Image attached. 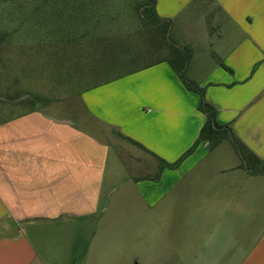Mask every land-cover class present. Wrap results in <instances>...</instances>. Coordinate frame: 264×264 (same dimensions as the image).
Instances as JSON below:
<instances>
[{"label": "crops", "instance_id": "0c3cea01", "mask_svg": "<svg viewBox=\"0 0 264 264\" xmlns=\"http://www.w3.org/2000/svg\"><path fill=\"white\" fill-rule=\"evenodd\" d=\"M155 10L170 20L179 42L184 30L201 32L204 41L205 20L217 25L213 31L219 39L213 44L220 42V52L206 59L202 74L193 65L188 71V59L183 73L201 78L185 79L203 89L216 122L229 125L247 159H263L264 0H156ZM147 65L86 89L81 110L50 103L49 111L33 107L0 119V264H61V256L70 255L80 241L75 227L91 219L99 223L115 203L121 206L123 192L144 208L220 144L233 146L228 139L212 145L202 140L176 167L162 165L178 161L192 147L206 117L198 109V93L185 87L168 61ZM126 138L140 146L132 143L137 149L132 163L120 165L116 145H130ZM236 167L247 176L258 174ZM122 170L135 178L129 180L132 187L115 191L114 175ZM46 239L53 245L63 241L55 254L51 246L34 243ZM263 241L264 234L240 264H264Z\"/></svg>", "mask_w": 264, "mask_h": 264}, {"label": "rangeland", "instance_id": "374dc122", "mask_svg": "<svg viewBox=\"0 0 264 264\" xmlns=\"http://www.w3.org/2000/svg\"><path fill=\"white\" fill-rule=\"evenodd\" d=\"M37 1L0 0V119L33 107L49 111L50 103L81 110L86 89L165 58L166 42L185 49L188 71L193 65L200 74L206 71V59L220 52L216 47L220 42L213 44L219 37L211 20H205L204 41L201 32L184 30L179 42L170 27L162 33L140 22L136 0H104L106 11L95 3L98 19L102 18L91 30L84 27L81 38L61 39V30L54 26L45 35L43 26L33 23L38 14L28 21L30 12L36 13ZM184 77L201 78L187 71ZM129 144L116 145L123 156L120 165H129L136 155L137 149ZM238 163L247 171L253 167L238 159L234 146L223 142L198 166L157 192L156 202L139 208L134 196L123 192L121 206L115 203L99 223L91 219L79 228L74 225L80 241L70 255L61 256V264H133V258L139 264H240L264 234V168L247 176ZM132 173L122 170L114 175L118 187L114 190L132 187ZM34 243L51 246L55 254L56 244L63 241Z\"/></svg>", "mask_w": 264, "mask_h": 264}, {"label": "trees", "instance_id": "16d2710c", "mask_svg": "<svg viewBox=\"0 0 264 264\" xmlns=\"http://www.w3.org/2000/svg\"><path fill=\"white\" fill-rule=\"evenodd\" d=\"M103 1L104 0H38L34 7L36 13H32L31 11L28 21L31 17L34 19V16L38 14L37 22L33 23L38 27L43 26L42 29L45 35H48L49 29L54 26L55 30H61V33H59L61 39L65 38L71 40L74 38H81L85 36V34L81 33V30L84 29V27L91 30L96 26L99 19L102 18L100 17L98 19L99 14H96L94 4L103 5ZM155 2L156 0H136V3H134L136 4V15L140 22L149 24L158 31L165 33V31L169 30L170 20L158 16L155 10ZM105 6L106 4L103 5L104 11L107 10L105 9ZM84 12H86L87 16L83 15ZM165 48L168 51L167 56L159 61H168L184 83L185 87L188 90L198 93L200 96L198 109L204 113L206 119L192 147L185 151L178 161L171 164L162 162V165L176 167L180 160L188 155L199 141L207 140L212 145L222 139H228L240 157L247 161L249 166H253L249 168L252 173L262 172L260 166L263 165L264 168V158L258 159L257 157H254V159H247L244 154V145L233 134L229 125H222L216 122V109L211 103L204 99L203 89L199 88L194 82L185 79L183 70L189 59L187 51L167 42L165 43ZM126 139L131 141V143L140 146L136 142L128 138Z\"/></svg>", "mask_w": 264, "mask_h": 264}]
</instances>
